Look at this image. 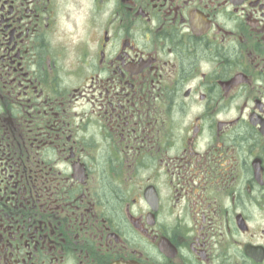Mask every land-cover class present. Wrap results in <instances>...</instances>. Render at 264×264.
Instances as JSON below:
<instances>
[{"label":"flooded vegetation","instance_id":"flooded-vegetation-1","mask_svg":"<svg viewBox=\"0 0 264 264\" xmlns=\"http://www.w3.org/2000/svg\"><path fill=\"white\" fill-rule=\"evenodd\" d=\"M0 264H264V0H0Z\"/></svg>","mask_w":264,"mask_h":264}]
</instances>
